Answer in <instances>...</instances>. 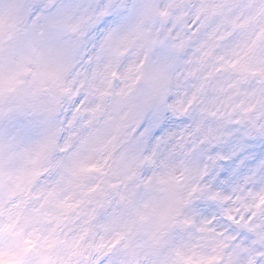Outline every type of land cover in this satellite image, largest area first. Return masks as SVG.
Listing matches in <instances>:
<instances>
[{
	"label": "clouds",
	"instance_id": "1",
	"mask_svg": "<svg viewBox=\"0 0 264 264\" xmlns=\"http://www.w3.org/2000/svg\"><path fill=\"white\" fill-rule=\"evenodd\" d=\"M0 264H264V0H0Z\"/></svg>",
	"mask_w": 264,
	"mask_h": 264
}]
</instances>
